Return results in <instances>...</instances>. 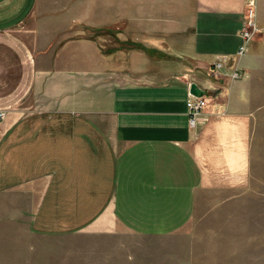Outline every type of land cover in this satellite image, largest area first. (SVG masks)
<instances>
[{"label": "crops", "instance_id": "crops-1", "mask_svg": "<svg viewBox=\"0 0 264 264\" xmlns=\"http://www.w3.org/2000/svg\"><path fill=\"white\" fill-rule=\"evenodd\" d=\"M247 1L193 0L190 16L159 32L173 43L135 40L140 47L128 53L121 45L101 50L91 38L46 47L44 21L64 16L46 14L28 37L38 0H0V34H20L34 65L25 96L0 120V254L7 261L26 251L28 264H41L47 259L35 254L47 253V238L71 235L86 236V264H194L196 220L252 192L264 16L257 11L263 33L238 57ZM153 31L148 36L160 38ZM218 61L247 74L212 77ZM192 82L210 100L195 127ZM95 239L107 249L97 251Z\"/></svg>", "mask_w": 264, "mask_h": 264}, {"label": "rangeland", "instance_id": "rangeland-1", "mask_svg": "<svg viewBox=\"0 0 264 264\" xmlns=\"http://www.w3.org/2000/svg\"><path fill=\"white\" fill-rule=\"evenodd\" d=\"M87 1L92 0H38L32 20L27 22L32 30L27 36L36 34L35 24L46 14H62L64 17L44 21L46 29L40 33L51 41L46 47L62 48L91 38L101 50L121 45L130 53L131 49L140 47L135 40L173 43L171 37L160 36V30H169L173 20L190 16L193 10V0H94L93 5ZM256 4L258 14L260 10L264 16V0L261 6L259 0ZM151 30L160 38L149 37ZM27 47L16 32L0 34V107L11 110L16 100L25 96L34 75L33 58ZM112 241L111 250L118 252L119 247ZM95 248L103 251L107 245L95 239ZM46 249L47 253L35 254L47 259L38 263L86 264V236L47 238ZM191 251L195 255L194 264H264V100L257 102L253 123L252 192L238 193L196 220L191 229ZM2 255L0 264H28L26 251L10 261Z\"/></svg>", "mask_w": 264, "mask_h": 264}, {"label": "built area", "instance_id": "built-area-1", "mask_svg": "<svg viewBox=\"0 0 264 264\" xmlns=\"http://www.w3.org/2000/svg\"><path fill=\"white\" fill-rule=\"evenodd\" d=\"M256 15L257 10L255 0H248L245 4L244 23L241 30L242 43L236 52L239 57L248 52L252 40L257 38L262 33V28L256 20ZM208 73L212 77H228L231 80H239L247 74V70L246 68H242L240 66H234L231 70L225 71V62L218 61L209 67ZM188 89L189 98L187 104L189 124L191 127H195L197 125L198 116L208 108L210 100L206 94L199 96L192 93L191 83L188 85ZM8 110L9 109L7 107H0V118H5Z\"/></svg>", "mask_w": 264, "mask_h": 264}, {"label": "water", "instance_id": "water-1", "mask_svg": "<svg viewBox=\"0 0 264 264\" xmlns=\"http://www.w3.org/2000/svg\"><path fill=\"white\" fill-rule=\"evenodd\" d=\"M191 92L199 96L204 95L206 93L205 90L200 87L196 82L191 83Z\"/></svg>", "mask_w": 264, "mask_h": 264}, {"label": "trees", "instance_id": "trees-1", "mask_svg": "<svg viewBox=\"0 0 264 264\" xmlns=\"http://www.w3.org/2000/svg\"><path fill=\"white\" fill-rule=\"evenodd\" d=\"M108 30V29H107Z\"/></svg>", "mask_w": 264, "mask_h": 264}]
</instances>
